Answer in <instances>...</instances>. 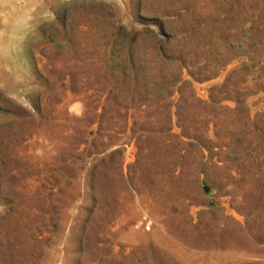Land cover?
Returning a JSON list of instances; mask_svg holds the SVG:
<instances>
[{
    "label": "rangeland",
    "instance_id": "374dc122",
    "mask_svg": "<svg viewBox=\"0 0 264 264\" xmlns=\"http://www.w3.org/2000/svg\"><path fill=\"white\" fill-rule=\"evenodd\" d=\"M0 264H264V0H0Z\"/></svg>",
    "mask_w": 264,
    "mask_h": 264
}]
</instances>
